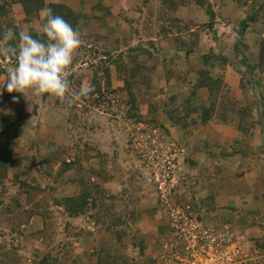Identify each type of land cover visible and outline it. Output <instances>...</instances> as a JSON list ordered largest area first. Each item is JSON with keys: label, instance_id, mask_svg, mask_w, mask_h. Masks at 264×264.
<instances>
[{"label": "rangeland", "instance_id": "obj_1", "mask_svg": "<svg viewBox=\"0 0 264 264\" xmlns=\"http://www.w3.org/2000/svg\"><path fill=\"white\" fill-rule=\"evenodd\" d=\"M28 5L0 0V34L12 28L44 37V10L51 9L81 33L82 46L64 98L0 88V264H165L173 236L146 178L165 164V157L153 158L161 145L167 154L166 142L192 151L174 163L166 185L171 201L229 224L209 214L217 209L212 185L219 161L210 150L232 139L228 128L235 125L240 136L230 148L264 160V0ZM258 8L242 33V21ZM13 63L0 58V84ZM82 83L94 87L88 97L76 95ZM95 183L102 194L88 197ZM138 220L149 230L144 237ZM243 223L230 227L247 256ZM91 241L101 245L97 252Z\"/></svg>", "mask_w": 264, "mask_h": 264}, {"label": "clouds", "instance_id": "obj_2", "mask_svg": "<svg viewBox=\"0 0 264 264\" xmlns=\"http://www.w3.org/2000/svg\"><path fill=\"white\" fill-rule=\"evenodd\" d=\"M44 14V39L12 28L0 34V58L14 61L6 80L0 84V88L9 94L64 98L69 91L67 72L81 49L82 36L51 9L44 10ZM93 91L92 85L82 83L76 95L84 98ZM12 99L14 103L18 102L17 96L13 95Z\"/></svg>", "mask_w": 264, "mask_h": 264}, {"label": "crops", "instance_id": "obj_3", "mask_svg": "<svg viewBox=\"0 0 264 264\" xmlns=\"http://www.w3.org/2000/svg\"><path fill=\"white\" fill-rule=\"evenodd\" d=\"M177 124V121L172 123V125ZM223 126L226 127L227 125ZM234 127L230 125L228 128L229 132L233 134L232 139L226 141L227 139L224 138L220 145L221 148L210 150L211 157L219 161L215 167L216 183L212 185V190H216L213 191V200L217 209L209 214L210 216L212 214L214 216L221 215L218 221L221 223L229 221L230 226L243 221V224H245L243 227L247 229V231L244 230L247 241L242 245V248L247 252L250 259L249 264H264V160L260 153H248L245 149L241 152L237 151L240 149L233 147L236 152L230 148L231 144L238 140L240 136L237 127ZM210 143L211 145L212 143L213 145L216 144L213 139H210ZM225 147H228L227 155L219 154V151L224 150ZM187 149L188 151L185 150V153L192 152L189 148ZM184 161L186 162V160ZM82 215L84 214H79V216ZM137 223L139 224L135 227L139 234L144 237L145 232L149 230L144 229L145 227L140 224L141 221L138 220ZM91 238H94V236H91ZM257 242L261 245H257ZM91 243L93 250L96 249L94 251L97 252L99 250L98 246L101 245L95 243L94 247V241H91Z\"/></svg>", "mask_w": 264, "mask_h": 264}, {"label": "built area", "instance_id": "obj_4", "mask_svg": "<svg viewBox=\"0 0 264 264\" xmlns=\"http://www.w3.org/2000/svg\"><path fill=\"white\" fill-rule=\"evenodd\" d=\"M166 144L167 154L161 145L155 149L158 155L153 158L162 160L165 157V162L162 160L165 164L160 168L155 164L146 178L159 193L173 236L169 251L164 255L165 264H247V256L239 249V237L231 231L230 225L203 219L192 203H181L179 199L171 201L166 185L172 181L169 175L176 168V159L185 151L172 142Z\"/></svg>", "mask_w": 264, "mask_h": 264}, {"label": "trees", "instance_id": "obj_5", "mask_svg": "<svg viewBox=\"0 0 264 264\" xmlns=\"http://www.w3.org/2000/svg\"><path fill=\"white\" fill-rule=\"evenodd\" d=\"M20 1H22V3H24L25 5H28V0H20ZM56 5V4H55ZM29 6V5H28ZM27 6V7H28ZM29 8V7H28ZM26 9V13H27V15H30L31 13H32V11H31V9L29 8V9ZM56 8L57 7H55V10H56ZM0 9H3L2 7H0ZM260 9L261 8H258V9H256L254 12H253V14H251L250 16H248L246 19H244L243 21H242V23H241V26H242V33H244V31L248 28V26L251 24V23H254V22H256V20H257V16H258V13L260 12ZM30 10V11H29ZM4 13V12H3ZM75 25H76V22H75ZM74 29H75V26L73 27ZM34 38H43L44 39V37L43 36H38L37 34H35L34 32H31L30 33ZM239 44V43H238ZM243 60H244V58H243ZM245 62V61H244ZM261 108H262V110L260 111V114H262V117L261 118H264V100H263V105L261 106ZM251 109V115H250V125L248 124V127H249V129H251V128H253L254 127V125H252L254 122H255V119H254V117H253V108H250ZM253 122V123H252ZM246 124V123H245ZM260 124H261V122H260ZM8 127L10 126H13V122H11L10 120H8ZM246 127V126H245ZM247 127V128H248ZM237 130L239 131V129L237 128ZM240 132V131H239ZM246 138V137H245ZM67 166L68 165H66V167H65V169H67ZM96 182V181H95ZM99 183H95V184H93L92 185V187H91V189H90V191L88 192V197H90L91 196V194L94 192L95 193V196L98 194V193H100V194H102V190H101V188L99 187V185H98ZM93 196V195H92ZM99 198V197H98ZM97 199V198H96ZM95 204H96V200H95ZM82 213V210H80V211H78V213ZM110 254V253H109ZM110 257H111V254H110Z\"/></svg>", "mask_w": 264, "mask_h": 264}]
</instances>
